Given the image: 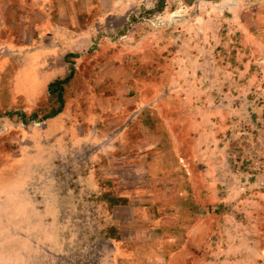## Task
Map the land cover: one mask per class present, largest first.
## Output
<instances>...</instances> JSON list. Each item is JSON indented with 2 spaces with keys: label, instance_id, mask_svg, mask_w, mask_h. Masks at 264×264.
I'll list each match as a JSON object with an SVG mask.
<instances>
[{
  "label": "rangeland",
  "instance_id": "374dc122",
  "mask_svg": "<svg viewBox=\"0 0 264 264\" xmlns=\"http://www.w3.org/2000/svg\"><path fill=\"white\" fill-rule=\"evenodd\" d=\"M0 114V264H264V0H0Z\"/></svg>",
  "mask_w": 264,
  "mask_h": 264
},
{
  "label": "trees",
  "instance_id": "16d2710c",
  "mask_svg": "<svg viewBox=\"0 0 264 264\" xmlns=\"http://www.w3.org/2000/svg\"><path fill=\"white\" fill-rule=\"evenodd\" d=\"M161 2L162 1H160V5H162ZM70 55H72V54H69V56ZM75 57H77V56H75ZM66 59L68 61V57ZM74 73H75L74 68H71L70 73L67 77H65L64 79H55L52 83L49 84L48 89H47V92L49 93L48 94L49 95V101H48L49 103L47 106V112L43 116L44 119L55 117L56 115H58L62 112L64 104H65V94L67 91V87H70V82L72 81V77H73ZM5 114L8 116H11V117H13V115L16 114L17 116H19L23 120L24 123H27L31 120L36 119L35 114H32L29 117H26L22 113H16V112H6ZM0 116H1V114H0ZM166 156L169 157V159H171L170 161L172 164H175L177 162V160H175L173 158V156L170 155L169 151H168V153L164 154L163 159H166L167 158ZM156 157H158V156H156ZM164 157H166V158H164ZM151 160H154V159H151ZM156 171H157V169H156ZM153 173H151V174H153ZM156 174H158V173H156ZM202 195L205 196L206 193H203ZM110 200H111V198H110ZM217 211L221 212L222 208H221V210H217ZM169 248H170V250H172L171 246H169Z\"/></svg>",
  "mask_w": 264,
  "mask_h": 264
},
{
  "label": "water",
  "instance_id": "95a60500",
  "mask_svg": "<svg viewBox=\"0 0 264 264\" xmlns=\"http://www.w3.org/2000/svg\"><path fill=\"white\" fill-rule=\"evenodd\" d=\"M187 4L196 3L199 1H215V0H184Z\"/></svg>",
  "mask_w": 264,
  "mask_h": 264
},
{
  "label": "crops",
  "instance_id": "0c3cea01",
  "mask_svg": "<svg viewBox=\"0 0 264 264\" xmlns=\"http://www.w3.org/2000/svg\"><path fill=\"white\" fill-rule=\"evenodd\" d=\"M52 21H50V22H47V24H48V26L50 27V29H53V26H52ZM46 29V28H45ZM55 29V28H54ZM47 30V29H46ZM52 36V35H51ZM54 38V37H53Z\"/></svg>",
  "mask_w": 264,
  "mask_h": 264
},
{
  "label": "bare ground",
  "instance_id": "6f19581e",
  "mask_svg": "<svg viewBox=\"0 0 264 264\" xmlns=\"http://www.w3.org/2000/svg\"><path fill=\"white\" fill-rule=\"evenodd\" d=\"M178 13H179V12H178ZM178 13L173 14L172 17H173V18H176L177 16H179Z\"/></svg>",
  "mask_w": 264,
  "mask_h": 264
}]
</instances>
